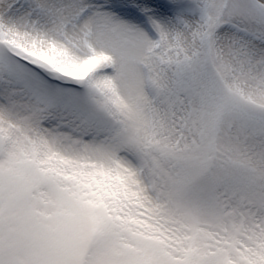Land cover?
<instances>
[{
  "label": "snow or ice",
  "instance_id": "snow-or-ice-1",
  "mask_svg": "<svg viewBox=\"0 0 264 264\" xmlns=\"http://www.w3.org/2000/svg\"><path fill=\"white\" fill-rule=\"evenodd\" d=\"M0 264H264V0H0Z\"/></svg>",
  "mask_w": 264,
  "mask_h": 264
}]
</instances>
